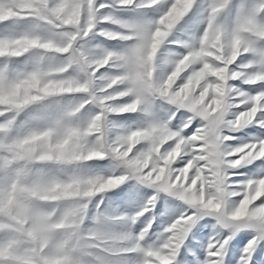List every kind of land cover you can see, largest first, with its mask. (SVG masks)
<instances>
[{"label":"snow or ice","instance_id":"obj_1","mask_svg":"<svg viewBox=\"0 0 264 264\" xmlns=\"http://www.w3.org/2000/svg\"><path fill=\"white\" fill-rule=\"evenodd\" d=\"M231 2L211 0L201 35L170 40L197 0H0V264H114V246L142 253V264H233L228 232L208 245L203 260L194 259L205 217L234 232L255 229L238 264H264V248L256 251L264 242V178L230 190L238 174L230 170L264 160V138L230 149L235 137L226 134L253 125L264 130V48L257 47L264 44V0L229 29L219 18ZM116 6L163 10L156 20H123L104 11ZM99 37L127 44H94ZM168 43L180 50L167 78L157 80L158 54ZM26 54L31 66L15 68ZM244 86H254V94ZM157 100L174 106L169 120L154 117ZM89 105L96 111L84 122ZM138 111L151 117L145 127L113 135L112 116ZM21 113L35 121L23 131ZM178 118L182 126L173 125ZM106 159L115 162L110 175L81 174ZM129 180L155 195L132 216L102 213L104 196ZM161 193L188 211L158 245L145 246L155 216L135 236L103 231L108 221L136 224L154 213ZM235 195L242 199L229 212L226 202ZM129 240L132 247L121 246Z\"/></svg>","mask_w":264,"mask_h":264},{"label":"rangeland","instance_id":"obj_2","mask_svg":"<svg viewBox=\"0 0 264 264\" xmlns=\"http://www.w3.org/2000/svg\"><path fill=\"white\" fill-rule=\"evenodd\" d=\"M100 3H106L109 5H115L116 0H99ZM262 0H232L228 8H226L220 16V22L223 23L226 27L231 29L235 26L237 19L246 12H249L256 8ZM211 0H197L196 5L192 11L177 25L176 29L173 31L170 40H188L192 35H201L204 29L207 26V16L208 9ZM115 10V14L118 15L123 20H141V19H150L156 20L159 19V16L162 14V6H157L153 8H144V9H130L116 6L115 9L109 8L105 9V12H110ZM108 28L113 31H121L119 25H109ZM5 31L4 26H0V33ZM94 44H102L105 47L122 49L126 46L127 42L121 41H106L103 37H99L97 40L93 41ZM258 48H264V44H259ZM180 50V46L174 45L171 43L166 44L161 52L158 54V66L155 73V79L162 80L166 79L167 75L173 70L174 61L177 58L176 53ZM100 51L99 49L97 50ZM255 57L254 53H249L247 59L251 60ZM31 61L26 54L24 57L18 58L15 63V68L23 69L25 67H30ZM103 71V70H102ZM245 90L253 91L254 86H244ZM243 109H234L233 111H239ZM96 109L94 106L89 105L86 109L80 114L82 121L86 122L90 115L94 114ZM175 111L174 106L167 104L163 100L155 101L153 106L154 117L158 120H169L172 113ZM111 119L115 122L116 128L113 135L116 132H120L125 129H133L140 127H145L151 117L147 116L144 112L138 111L135 113H127L123 116H112ZM182 124L185 122L184 119H179L172 121L173 125ZM18 123L22 126L21 131L25 130L28 126H31L35 123L32 120V115L29 113H21L18 117ZM255 125L250 126L249 128L242 129L240 131H229L226 134L232 135L235 139L228 141V146L230 149H235L243 144L254 142V140L259 138H264V130L255 131ZM138 149H144L146 145L143 143L137 146ZM114 161L106 159L101 162H93L84 169L81 170L83 175H110L114 170ZM238 173L232 177L230 181L231 191L233 192H242L243 183L248 179H260L264 178V160H258L251 165H245L240 169L230 170ZM52 174L63 175L56 169H50ZM122 192V195L118 196L115 193ZM114 192H109L104 196V203L100 206V211L102 213L111 215V216H132L137 211L144 208L150 197L155 195L153 189L147 187L146 185L139 184L135 180H129L125 184L121 185ZM242 199V196L235 195L231 196L226 202V209L231 212L232 209L238 206L239 201ZM259 206V201L256 202ZM156 211L154 213L146 214V217H141L136 224H132L128 220L120 221H108L102 225L103 231L107 234L114 236H135L138 235L142 227L146 226L147 223L155 216L156 224L153 225V231L149 233V238L145 242V246L148 244H159L162 242L163 238L166 236L164 229L169 226L176 218L182 216L188 211L187 206L184 205V202L177 200L175 197H169L166 194L161 193L160 197L156 202ZM93 215H95V210H93ZM207 222V223H206ZM201 224H205L203 237L196 236L193 239V243L199 245L198 250H193L196 252V257L199 260H203L206 256V250L210 243L214 242V239H220L223 237L225 232L234 235L233 240L231 241L228 249V254L231 256L233 254V247L235 248L236 257L233 264H238L240 255L243 254V249L247 243L252 239L253 236L257 234L255 229L247 228L234 232L233 230H226L221 228L216 220L212 217H205L204 220H201L197 224V228ZM87 226L94 228L97 225L92 221L87 222ZM195 231V230H194ZM192 239V237H190ZM242 241V242H241ZM132 241H123L122 247H132ZM261 248H264V242H261L260 245L256 248V251L259 252ZM111 251L113 253H119L118 255L114 254L111 258L114 264H142L144 259L143 254L139 252H121L119 246H114ZM204 253L205 255H201ZM104 253L96 251L94 256H103ZM90 259H94L90 258ZM187 264V262H185Z\"/></svg>","mask_w":264,"mask_h":264}]
</instances>
